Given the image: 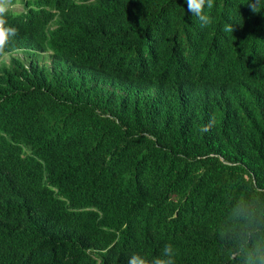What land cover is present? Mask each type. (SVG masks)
<instances>
[{
    "label": "trees",
    "instance_id": "trees-1",
    "mask_svg": "<svg viewBox=\"0 0 264 264\" xmlns=\"http://www.w3.org/2000/svg\"><path fill=\"white\" fill-rule=\"evenodd\" d=\"M19 1L0 51V264H128L166 243L175 264H258L264 0H214L206 27L184 0Z\"/></svg>",
    "mask_w": 264,
    "mask_h": 264
},
{
    "label": "clouds",
    "instance_id": "clouds-1",
    "mask_svg": "<svg viewBox=\"0 0 264 264\" xmlns=\"http://www.w3.org/2000/svg\"><path fill=\"white\" fill-rule=\"evenodd\" d=\"M187 11L190 15L195 16L201 23V27H206L212 23L211 16L205 12V8L212 9L214 7V0H184ZM261 0H250L248 4L250 10L253 13L258 12L259 4ZM12 7L11 0H0V51L6 47L10 39L15 35V29L6 27V21L3 16ZM226 32H233L234 27L232 25H226ZM211 127V122L201 128L202 132H207ZM174 248L171 244H165L161 249V254L157 257L152 258L151 261L146 260L144 257L138 254H133L128 260V264H175L174 261ZM258 264H264V253L258 261Z\"/></svg>",
    "mask_w": 264,
    "mask_h": 264
},
{
    "label": "rangeland",
    "instance_id": "rangeland-1",
    "mask_svg": "<svg viewBox=\"0 0 264 264\" xmlns=\"http://www.w3.org/2000/svg\"><path fill=\"white\" fill-rule=\"evenodd\" d=\"M11 3H12V7H10V9L18 10V9H21V7H22L21 2L19 0H11ZM6 58H7V56H5L4 59H6Z\"/></svg>",
    "mask_w": 264,
    "mask_h": 264
}]
</instances>
